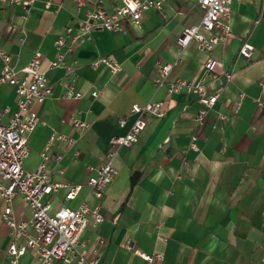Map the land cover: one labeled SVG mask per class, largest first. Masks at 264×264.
<instances>
[{
  "label": "crops",
  "instance_id": "1",
  "mask_svg": "<svg viewBox=\"0 0 264 264\" xmlns=\"http://www.w3.org/2000/svg\"><path fill=\"white\" fill-rule=\"evenodd\" d=\"M118 2L102 0L100 5L111 10ZM84 10L76 0H53L49 7L34 0L22 18L20 5L0 2V46L11 55V65L19 69L40 51L41 69L52 85L50 95L35 106L38 121L27 136L23 167L36 169L46 148L52 179L81 185L71 200H65L64 189L52 192L51 209L74 208L82 200L94 204L87 177L97 174L109 139L128 131L134 119L131 105L163 101L165 114L146 116L137 141L118 148L112 159L117 173L101 200L103 220L97 227L88 224L80 249L97 258V264H146L135 249L161 252L162 264H257L264 253V109L256 100H264V0L231 2L233 36L212 52L217 70L231 72V79L210 85L219 96L200 126L193 121L199 107L195 94L184 89L169 94L167 84L153 80L157 62L172 64L168 80L202 76L206 53L195 41L184 48L176 43L184 27L200 20L198 0H166L161 10H147L126 31L94 30L66 53L65 60L73 65V75L67 77L63 67L50 66L54 40L66 25L75 28ZM244 41L253 46L249 57L238 52ZM101 56L118 61L120 70L112 73L103 62L92 67ZM65 79L83 96L66 97ZM94 89L96 96L91 95ZM239 92L244 96L234 113ZM4 107L8 113L2 112ZM15 109V88L0 84V123ZM73 119L87 127H75ZM192 133L198 150L188 147ZM52 134L74 143L58 138L49 143ZM3 206L0 197V213ZM11 207L16 219L31 216L19 194ZM9 239L10 228L0 216V264H7ZM18 264H35L34 252L26 250Z\"/></svg>",
  "mask_w": 264,
  "mask_h": 264
},
{
  "label": "built area",
  "instance_id": "2",
  "mask_svg": "<svg viewBox=\"0 0 264 264\" xmlns=\"http://www.w3.org/2000/svg\"><path fill=\"white\" fill-rule=\"evenodd\" d=\"M53 0H44L49 7ZM78 8H85L84 17L79 18L75 28L66 25L64 34H59L54 40L55 54L50 60L51 67H63L65 76L72 77L73 65L65 60L67 52L72 51L79 43L89 38L96 29H108L114 31H126L131 23H138L144 13L149 9L161 10L166 0H119L111 10L104 9L102 0H76ZM233 0H198L203 13L200 20L183 28L176 43L184 48L190 41H195L200 50L206 53L203 62V73L197 81H189L184 78L168 80L172 64L169 62H157L154 83L156 85L167 84L169 94L184 89L196 95L199 107L193 116L196 126L204 123L207 111L214 105L219 90L210 88L213 82L219 85L231 79V72L218 71V59L212 52L215 46L233 36L229 23L230 5ZM9 5H20V16L25 18L30 11L34 0H0ZM90 2L91 6L86 4ZM60 8L57 4L55 11ZM19 30L23 33L21 27ZM23 38V37H22ZM253 46L244 41L238 52L244 56H251ZM43 55L35 51L26 65L15 68L11 65V55L0 46V84L7 83L15 88L16 109L7 116L5 123H0V197L4 206L0 213L10 228V239L6 248L7 264H18L20 256L26 250H32L35 255V264H97L94 257H87L80 249L84 245L81 234L88 224L97 227L103 220L101 212V200L106 187L114 179L117 169L112 159L121 146H131L137 141L140 132L146 125V116L160 117L165 114L163 101H148L144 104L133 103L130 113L134 119L128 131L124 135L111 137L104 161L97 166V174L87 177V186L90 193L96 199L94 204L82 200L74 208L60 205L51 209L48 196L59 189H64L65 200L74 199L81 185L68 181L52 179L51 172L47 170L46 163L49 160L47 149L40 153L41 159L36 169L29 170L23 167V160L29 153L27 136L34 129L38 114L35 106L41 104L51 93L50 84L45 71L41 69ZM100 62L107 65L112 73L120 70V63L110 56H101L91 62L96 67ZM208 79V80H206ZM66 97H81L83 93L75 89L72 80H62ZM264 85V80L260 81ZM96 89L91 91L96 96ZM243 92L238 93V99L234 103L233 111L236 113L241 106ZM257 104L264 109V100L256 99ZM8 107L2 112L8 113ZM225 120L228 117L220 114ZM124 119H121L123 123ZM75 127L84 129L87 124L73 119ZM217 128V125H213ZM66 139L69 145L74 143L73 138L63 135H51L49 143L54 139ZM197 135L192 133L188 147L198 150ZM60 156H56L59 159ZM88 169H92L88 166ZM19 194L23 197L31 211V216L24 219H16L13 215L11 201ZM134 252L145 260L146 264H162L164 255L161 252L145 253L138 249ZM257 264H264L262 253Z\"/></svg>",
  "mask_w": 264,
  "mask_h": 264
}]
</instances>
